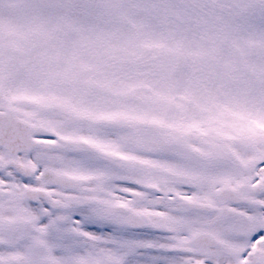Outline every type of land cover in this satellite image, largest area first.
I'll return each mask as SVG.
<instances>
[{"label": "snow or ice", "instance_id": "obj_1", "mask_svg": "<svg viewBox=\"0 0 264 264\" xmlns=\"http://www.w3.org/2000/svg\"><path fill=\"white\" fill-rule=\"evenodd\" d=\"M0 264H264V0H0Z\"/></svg>", "mask_w": 264, "mask_h": 264}]
</instances>
